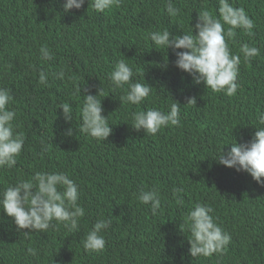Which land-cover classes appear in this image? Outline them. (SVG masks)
<instances>
[{
	"label": "trees",
	"instance_id": "1",
	"mask_svg": "<svg viewBox=\"0 0 264 264\" xmlns=\"http://www.w3.org/2000/svg\"><path fill=\"white\" fill-rule=\"evenodd\" d=\"M166 2L120 0L119 7L99 13L86 0L81 9L64 13L63 0H0V87L10 89L16 131L26 137L16 166L0 169V191L37 171L63 172L79 185L78 203L85 209L77 231L60 224L27 234L0 211V264H264V186L212 158L234 136L238 142L250 140L256 114L264 111V0H230L255 25L252 35L236 29L232 40L226 38L232 53L238 54L242 43L260 49L249 62L241 55L234 96L194 83L171 63L166 70L160 67L167 49H155L149 38L150 32L165 28L188 31L197 11L208 7L215 12L218 0H173L180 9L175 17L168 15ZM44 44L53 60L41 59ZM121 58L133 67V81L152 89L139 105L122 103L127 85L114 89L108 80ZM169 59L175 60L171 50ZM60 69L63 80L52 75ZM41 70L49 74L48 85L39 83ZM77 85L91 94L102 88L98 98L112 127L107 140L75 129L83 101ZM186 97H195L196 103L185 105ZM61 102L72 106V124L57 109ZM171 103H180L179 126L152 136L131 127L133 112L151 107L168 111ZM68 127L74 128L71 137L63 134ZM154 187L161 196L155 216L135 195L140 188ZM174 187L184 190L182 205L171 196ZM197 202L211 206L232 236L222 254H189L190 233L180 225ZM101 217L112 221L102 233L106 247L89 253L81 241ZM29 247L36 255L28 253Z\"/></svg>",
	"mask_w": 264,
	"mask_h": 264
},
{
	"label": "clouds",
	"instance_id": "2",
	"mask_svg": "<svg viewBox=\"0 0 264 264\" xmlns=\"http://www.w3.org/2000/svg\"><path fill=\"white\" fill-rule=\"evenodd\" d=\"M85 3L86 0H63L62 11L69 13L73 9H81ZM87 3L99 13L120 6V0H87ZM165 7L169 16L180 14V9L174 6L173 0H167ZM197 13L195 23H191L186 32L174 33L165 28L149 33L155 49H167V58L160 67L166 70L171 63L181 72L189 74L194 83H203L214 93L223 92L234 96L240 87L237 81L241 55L245 62H249L260 55V49L249 43H242L239 53L233 54L226 38L232 40L236 29H243L248 35H252L254 21L243 7H234L230 0H218L215 12L202 7ZM225 25L228 26L227 29ZM169 50L175 56L174 61L169 59ZM40 56L44 61L54 59V53L46 44L40 46ZM48 75L44 70L40 71L41 85H48ZM52 75L55 79L63 80L65 71L60 69ZM134 75L133 67L123 58L115 61L108 73V80L114 89L127 85L126 94L119 98L122 103L139 105L151 94L150 84L134 82ZM76 92L83 93V101L79 107V128L75 129L95 140H107L112 127L103 114L102 100L98 98L103 95L102 88L97 94H91L86 86L81 88L77 85ZM13 99L10 89L0 87V169L16 166L26 139L23 132L16 131L14 122L17 114L15 109L9 108ZM185 99V105L196 103L195 97ZM179 105L180 103H171L168 111L155 107L135 111L131 114L130 125L135 131H143L150 136L156 135L163 128L179 126ZM57 109H62L66 123H73V108L68 102L59 103ZM254 126L256 131L250 140L238 142L234 136L232 141L218 146V151L212 158L221 165L246 172L254 181L264 186V111L257 112ZM73 133V127L63 130V134L68 137ZM229 144L231 147L226 150L225 146ZM183 191L182 187L171 189V196L177 204H183ZM135 195L140 204L150 206L152 215L159 214V188H140ZM79 198V185L66 173L37 171L30 178L18 179L16 183L0 191V211L12 219L18 230L27 229L26 234L31 231H47L60 224L74 232L79 229L80 220L85 216V209L78 203ZM212 213L211 206L197 202L180 225L183 233H190L187 240L190 244L189 254L193 258L222 254L232 240L231 234L222 228ZM111 223L110 218L103 217L94 223L81 241L85 251L99 253L105 249L107 241L102 233ZM27 251L36 255L35 249L31 247Z\"/></svg>",
	"mask_w": 264,
	"mask_h": 264
}]
</instances>
